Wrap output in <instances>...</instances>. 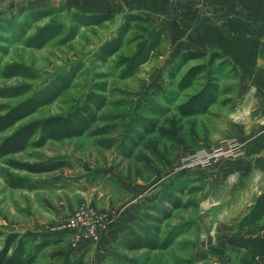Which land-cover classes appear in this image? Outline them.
<instances>
[{"label":"rangeland","instance_id":"374dc122","mask_svg":"<svg viewBox=\"0 0 264 264\" xmlns=\"http://www.w3.org/2000/svg\"><path fill=\"white\" fill-rule=\"evenodd\" d=\"M38 11L47 14L31 22L26 30L23 28L25 36L0 30V65L20 64L35 78L0 75V89L27 85L36 91L60 75L77 71L69 90L16 127L69 112L89 91L97 92L93 85L104 81L106 105L90 132L61 142L48 141L43 148H27L0 159V232L24 236L29 247L40 244L42 248L34 264H75L81 256L84 264H94L85 254L88 250L81 249L83 243L74 246L69 235L56 233L57 227L78 206L86 204L108 212L109 224L122 210L129 211L133 219L128 231L154 235L160 240L173 238L166 250L127 251L124 244L129 232L126 231L122 240L112 246V256L109 254L98 264L251 263L252 256L263 247L253 245L245 253L233 252L226 244H239V239L222 234L225 230L220 227L228 219L223 204L231 195L228 184L235 181L232 176L221 175L224 171L237 173V158L208 168L179 169L185 157L218 146L233 136L231 122L236 100L231 98L227 105L220 103L233 92V73L224 69L217 75L221 94L208 114L183 118L175 112V107L201 88L204 77L200 76L191 89L183 92L178 91L176 83L186 68L201 61L190 62L174 81H169V70L178 59L167 58L168 44L162 41L147 64L132 77H120L124 62L160 28L158 21L150 18L145 22L132 21L121 49L101 62L95 58L99 48L117 35L125 15L113 14L99 26L80 27L73 40L65 43L62 41L68 35L71 15L63 8L29 10L1 17H12L19 23ZM49 23L63 24V35L41 48L27 46L26 41ZM158 85L162 89L154 95ZM30 95L0 98V107H14ZM9 132L0 134V140ZM53 161L64 165L48 173L30 174L25 170ZM8 176L26 177L35 183V188L12 189L7 184ZM2 241L0 238V247Z\"/></svg>","mask_w":264,"mask_h":264},{"label":"crops","instance_id":"0c3cea01","mask_svg":"<svg viewBox=\"0 0 264 264\" xmlns=\"http://www.w3.org/2000/svg\"><path fill=\"white\" fill-rule=\"evenodd\" d=\"M58 7L84 15L132 13L156 20L165 30L167 58L177 60L194 50L229 59L236 69L233 92L227 95L236 100L229 138L241 143L243 155L235 161L237 173L221 175L235 181L228 184L231 195L223 203L228 219L220 227L222 234L239 239V244H226L233 252L262 246L247 264H264V219L239 234L235 228L264 192V0H0L3 14ZM131 219V212L122 210L97 241L81 249L88 250L94 264L102 263L129 230Z\"/></svg>","mask_w":264,"mask_h":264},{"label":"trees","instance_id":"16d2710c","mask_svg":"<svg viewBox=\"0 0 264 264\" xmlns=\"http://www.w3.org/2000/svg\"><path fill=\"white\" fill-rule=\"evenodd\" d=\"M46 14H40L39 11L32 12L24 21L16 23L12 17H1L9 16L10 14L0 13V30L14 36H25V30L30 23L43 19ZM70 15L71 26L67 29L68 35L64 37L62 43L73 40L78 28L89 25L99 26L113 17V14L110 13L84 15L73 12ZM123 18L124 22L118 28L117 35L113 39L102 43L103 45L99 48L95 58H98L101 62L107 61L121 49L123 39L128 33V27L132 21H149L148 18L136 14H126ZM16 26H18L17 30H15ZM63 29V24L49 23L44 25L39 32L26 41V44L29 47L41 48L44 43L63 35ZM164 32V28L160 26V28L150 34L149 38L132 54L131 58L124 62L125 68L120 74L121 78L132 77L138 68L147 64L153 51L163 43ZM1 39L2 36H0ZM192 61L201 62L186 68V71L176 83L178 91L183 92L191 89L200 76L204 77V83L198 91L188 96L185 101L175 107V112L183 118L206 115L209 109L218 103L221 90L219 84H217V75L221 74L224 69H229L233 73V77L236 76V69L224 55L214 51L203 53L190 50L183 52L172 68H170L168 73L169 81H174L182 71L181 69ZM76 71L77 69H74L60 75L36 91H32L27 85L2 87L0 89V98L14 99L31 94L14 107H0V112L4 111L0 117V134L10 131L7 136L0 140V159L23 152L27 148H43L48 141L61 142L62 140L73 139L90 132V129L97 122L98 113L106 105L104 93L107 91V87L105 81L93 85V89L97 90V92L89 91L81 103L69 112L61 115H49L44 119L32 120V122L16 127L19 122L31 116L39 108L51 104L65 91L69 90ZM0 75L13 78L21 77L29 80L35 78L28 68L20 64L0 65ZM160 89L162 87L158 85L154 90V95L159 94ZM228 92L230 91L228 90ZM230 101V99H224L220 103L227 105ZM153 131V129L148 130L146 135ZM63 165L64 162L53 161L46 165L25 167V170L30 174L48 173L61 169ZM7 184L12 189L26 188L34 190L35 188V183H31L26 177L16 178L8 176ZM262 219H264V192L256 198L249 211L238 221L235 228L239 234L252 228ZM128 232L129 236L124 244L127 251L166 250V248L171 246L173 239L160 240L154 235H140L131 230ZM0 238H3L0 247V264H34L42 248L40 244L29 247L24 236L14 233L3 234L0 232ZM75 264H84L82 256Z\"/></svg>","mask_w":264,"mask_h":264},{"label":"built area","instance_id":"2783aa9c","mask_svg":"<svg viewBox=\"0 0 264 264\" xmlns=\"http://www.w3.org/2000/svg\"><path fill=\"white\" fill-rule=\"evenodd\" d=\"M242 155L241 143L237 139L228 138L222 140L218 146L202 149L185 157L179 169L208 168L212 164L233 160ZM110 222L108 212L98 211L94 207L81 204L73 215L57 227L56 233L69 235L74 246L81 243H93L105 233Z\"/></svg>","mask_w":264,"mask_h":264}]
</instances>
